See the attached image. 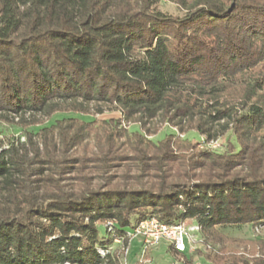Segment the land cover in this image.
Segmentation results:
<instances>
[{
    "label": "trees",
    "instance_id": "trees-1",
    "mask_svg": "<svg viewBox=\"0 0 264 264\" xmlns=\"http://www.w3.org/2000/svg\"><path fill=\"white\" fill-rule=\"evenodd\" d=\"M160 1L0 0V122L119 114L56 121L41 147L0 141V264H119L113 241L150 218L197 224L207 264H264V0H168L180 15ZM154 120L204 147L148 140ZM86 133L97 152L68 156ZM124 159L137 174L115 180ZM243 227L253 241L219 231Z\"/></svg>",
    "mask_w": 264,
    "mask_h": 264
},
{
    "label": "rangeland",
    "instance_id": "rangeland-1",
    "mask_svg": "<svg viewBox=\"0 0 264 264\" xmlns=\"http://www.w3.org/2000/svg\"><path fill=\"white\" fill-rule=\"evenodd\" d=\"M158 9L162 12L171 15H180V11L175 7V5L168 2V0H161L158 4ZM94 109H89L88 115H80V114H56L50 117H46L44 115H25L24 120L27 124H30V128L16 127L15 125L2 123L0 122V141L2 142L3 148H7L12 142L25 143L26 140V132L32 133L34 136L33 141L35 144L40 146V138H39V131L42 128H48L56 123V121L67 119V118H75L77 121H85V122H93L99 123L102 120H108L109 118H117L119 114L117 112H108L105 111L102 115H96L93 112ZM17 122V118L14 119V123ZM35 124V125H33ZM97 126V125H96ZM147 128L150 130V134L145 135L148 140L153 142H158L163 139L164 135L166 134H175V138L178 140H185L188 139L190 143L195 147L196 150L202 149L204 147L200 143H198L201 138L194 132L188 133H180L176 127L162 124L159 120H154L147 125ZM74 129V128H73ZM124 130L127 133H132L135 130H138V126L131 122H124L121 126V131ZM68 135L70 136L72 133V128L67 130ZM228 135L220 137L218 139V149L220 145L225 141ZM125 139L124 137L119 138L116 146L124 153H126V146H125ZM41 147V146H40ZM223 149H218L217 151L220 152ZM97 152V147L94 145V139L91 134L86 133L82 142L70 150L67 154L68 156L71 155L72 157H81V156H90L91 154ZM126 159L120 160L119 162L116 161L115 164L107 171L108 175L113 176L116 179H120L124 174L128 176L136 175L137 172L135 170V166L132 164L127 163ZM91 174H93L94 170L93 167H89ZM129 171V172H128ZM74 172H71L69 176H72ZM98 176V175H95ZM94 182H97L98 178H95ZM99 182V181H98ZM129 230V228H126ZM219 230V229H218ZM227 236L235 237V238H243L247 240L253 241L254 238L257 236V232L251 230L250 227H243L241 229H233V228H225L219 230ZM98 237L104 238L105 237V230L103 226L99 225L97 227ZM198 242L193 246V252L189 253L190 256L193 257V264H207L201 255L197 253V251L203 252L206 250L207 247L202 242L201 236L198 235L197 237ZM126 247H122L119 244L113 242L112 244V252L118 256L119 264H181V262L174 257L172 253L168 251V244L164 241H160L156 246H154L147 254V257L144 261H139L140 259V246L137 239H133L130 242L129 252L125 257L124 261V250ZM241 251V250H240Z\"/></svg>",
    "mask_w": 264,
    "mask_h": 264
},
{
    "label": "built area",
    "instance_id": "built-area-1",
    "mask_svg": "<svg viewBox=\"0 0 264 264\" xmlns=\"http://www.w3.org/2000/svg\"><path fill=\"white\" fill-rule=\"evenodd\" d=\"M210 149L219 147L217 141H211L208 143ZM110 224L107 223L108 227ZM200 233V227L193 222H181L174 225H166L159 222L155 218H150L138 223L135 227L128 230L126 237L128 238V246L124 250L125 257L129 252L130 242L133 239H137L140 246V262L144 261L148 252L156 246L160 241H164L175 252L178 253H192L193 246L198 242V235ZM116 244H121V241L116 239L113 241ZM112 252V249H110ZM107 253V252H106ZM101 253V256L106 254Z\"/></svg>",
    "mask_w": 264,
    "mask_h": 264
}]
</instances>
